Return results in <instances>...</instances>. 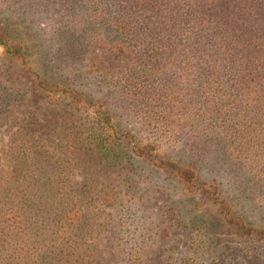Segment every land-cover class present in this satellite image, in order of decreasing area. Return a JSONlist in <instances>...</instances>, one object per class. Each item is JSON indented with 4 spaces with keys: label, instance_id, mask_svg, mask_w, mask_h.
<instances>
[{
    "label": "trees",
    "instance_id": "1",
    "mask_svg": "<svg viewBox=\"0 0 264 264\" xmlns=\"http://www.w3.org/2000/svg\"><path fill=\"white\" fill-rule=\"evenodd\" d=\"M28 94L58 112L15 119L0 147V264H91L116 188L133 202L146 175L188 213L190 264H264V220L211 163L264 193V0H0V127ZM130 240L139 264L145 235Z\"/></svg>",
    "mask_w": 264,
    "mask_h": 264
},
{
    "label": "rangeland",
    "instance_id": "2",
    "mask_svg": "<svg viewBox=\"0 0 264 264\" xmlns=\"http://www.w3.org/2000/svg\"><path fill=\"white\" fill-rule=\"evenodd\" d=\"M99 51L97 47L91 51L93 52L91 57L96 61L100 58ZM106 63L114 69L120 66L115 56H112ZM27 98L21 106L14 110L12 120L0 127V147L6 143L14 130L15 119L33 115L45 121L53 119L57 115L58 108L53 103L29 94ZM137 125L140 126V123L133 122V126H131L136 130ZM211 163L214 172L212 176L222 183L223 190L229 200L235 203L249 221L255 225H261L264 220V193L257 190L254 185V181L260 178H251L248 175L243 178L236 177V174L242 171L237 164L231 161L224 162L225 164L221 160ZM237 180H245L248 187L247 192H237ZM160 182L161 178L155 175L142 177L139 193H137L138 197L133 202H126V199L123 198L121 186L116 188V204L105 209L108 213L109 225L104 231L103 237L97 242L98 257L91 264H132L124 254L119 252L118 244L133 243L130 237L133 235L135 227L136 233L141 230L145 235V240L141 245L139 264H190L194 261L195 254L192 246L195 243L193 239L196 231L188 221L189 217L185 209L181 206L176 207V210L180 211V215L173 214L168 210L172 205V200H175V196L169 197L158 191L156 184ZM249 190L256 196V199L244 202L242 198L249 194ZM125 216L128 218V229L124 226L120 230V226L126 224ZM221 241L229 243L233 242V238L230 234L222 233ZM221 264L247 263L241 257H226Z\"/></svg>",
    "mask_w": 264,
    "mask_h": 264
}]
</instances>
